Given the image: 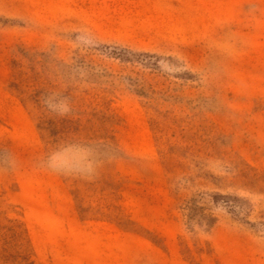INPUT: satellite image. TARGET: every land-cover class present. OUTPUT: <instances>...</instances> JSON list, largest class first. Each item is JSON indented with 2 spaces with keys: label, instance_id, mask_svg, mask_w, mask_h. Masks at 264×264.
Wrapping results in <instances>:
<instances>
[{
  "label": "rangeland",
  "instance_id": "374dc122",
  "mask_svg": "<svg viewBox=\"0 0 264 264\" xmlns=\"http://www.w3.org/2000/svg\"><path fill=\"white\" fill-rule=\"evenodd\" d=\"M0 264H264V0H0Z\"/></svg>",
  "mask_w": 264,
  "mask_h": 264
}]
</instances>
